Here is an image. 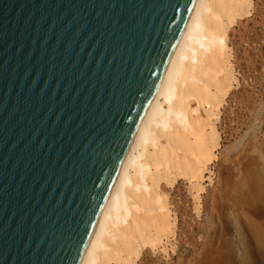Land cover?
<instances>
[{"label":"water","instance_id":"95a60500","mask_svg":"<svg viewBox=\"0 0 264 264\" xmlns=\"http://www.w3.org/2000/svg\"><path fill=\"white\" fill-rule=\"evenodd\" d=\"M196 0H0V264H80Z\"/></svg>","mask_w":264,"mask_h":264},{"label":"bare ground","instance_id":"6f19581e","mask_svg":"<svg viewBox=\"0 0 264 264\" xmlns=\"http://www.w3.org/2000/svg\"><path fill=\"white\" fill-rule=\"evenodd\" d=\"M253 5L254 0H196L80 264H145L173 251L177 215L171 196L178 183L200 217L221 147L222 108L238 86L229 36ZM256 183L248 184L250 194L242 199L260 219L264 179ZM258 229L252 264H264V222Z\"/></svg>","mask_w":264,"mask_h":264},{"label":"rangeland","instance_id":"374dc122","mask_svg":"<svg viewBox=\"0 0 264 264\" xmlns=\"http://www.w3.org/2000/svg\"><path fill=\"white\" fill-rule=\"evenodd\" d=\"M229 43L238 86L222 108L221 147L212 184L202 196L200 217L178 183L171 196L177 215L176 247L158 259L146 258L145 264H252L259 252L258 228L264 217L256 219L242 197L264 179V0H254L251 15L234 26Z\"/></svg>","mask_w":264,"mask_h":264}]
</instances>
